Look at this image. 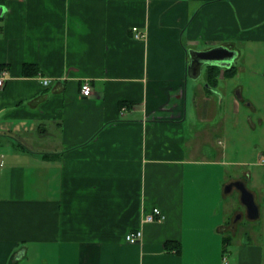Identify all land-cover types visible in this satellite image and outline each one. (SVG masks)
<instances>
[{"label":"crops","instance_id":"1","mask_svg":"<svg viewBox=\"0 0 264 264\" xmlns=\"http://www.w3.org/2000/svg\"><path fill=\"white\" fill-rule=\"evenodd\" d=\"M0 5V264H264L249 234L228 249L223 188L244 181L219 158L229 126L214 149L185 122L190 87L200 122L242 117L264 135V0ZM190 49L209 54L196 77ZM153 207L164 218L143 221Z\"/></svg>","mask_w":264,"mask_h":264},{"label":"rangeland","instance_id":"2","mask_svg":"<svg viewBox=\"0 0 264 264\" xmlns=\"http://www.w3.org/2000/svg\"><path fill=\"white\" fill-rule=\"evenodd\" d=\"M192 97L193 89L189 87L185 122L188 125L187 130L191 140L193 138L198 142L200 140V144L204 146V148H222L224 147L226 136L224 137V134L218 133V131H224L226 127L229 126L228 135L231 141L230 150L228 149L224 156L219 154V158L225 161H237V163L234 162L225 165V173L227 176L241 175L245 181V186L252 192L255 203L259 207V216L256 219H249L246 216L245 206L239 200V191L237 188L232 187L231 190L224 193L222 206L233 210L230 215L235 213L234 217L237 216V214L240 216L235 223H231L232 217H229V220L226 222L228 224L227 235L232 236V241L228 249L231 250L233 247H236L239 241L246 240L245 238L248 234L254 241L264 243V161H260V158L264 159V152L262 156L258 158L261 152L255 151V148L258 147L256 144L257 141L260 146H264V135L259 134V127L253 133H250L245 126L246 121L242 117L237 119H234V117H223L220 120L222 129L217 127V119L213 117H210L206 123L200 122L195 111L192 112L194 109ZM197 132L210 133L200 135L197 134ZM207 135H209L208 138H206ZM203 138H206L205 141ZM217 139H220L221 143L218 144ZM253 161L256 163L249 164ZM232 233H234V235Z\"/></svg>","mask_w":264,"mask_h":264},{"label":"water","instance_id":"3","mask_svg":"<svg viewBox=\"0 0 264 264\" xmlns=\"http://www.w3.org/2000/svg\"><path fill=\"white\" fill-rule=\"evenodd\" d=\"M3 10H4V6L0 5V15L3 12ZM220 51L229 53V51L226 50L224 47H217L211 50L210 53L220 52ZM188 53H189V62H188L187 71L191 77H196L199 74L200 66L204 61L201 60V58L205 59L209 54L206 55V52H197L191 49L188 50ZM232 187L237 188V190L239 191V200L245 206L246 216L249 219H256L259 216V207L255 203L252 192L248 190V188L245 186L244 181L236 180L229 182L224 186V191L225 192L229 191L231 190Z\"/></svg>","mask_w":264,"mask_h":264},{"label":"built area","instance_id":"4","mask_svg":"<svg viewBox=\"0 0 264 264\" xmlns=\"http://www.w3.org/2000/svg\"><path fill=\"white\" fill-rule=\"evenodd\" d=\"M132 30L134 31V37L135 38H140L142 37V34L140 33L139 30H137V28H132ZM7 79V73L5 69L0 70V87L3 86V84L5 83V80ZM51 81L50 78L44 77L41 79L42 84L44 85H48L49 82ZM80 93L84 96H89L92 92V87L88 84L87 81H84L80 84ZM3 162L2 160H0V168L2 167ZM164 218V215L162 214V212L160 211V209L158 207H153L151 212H149L148 214H145L143 221H160ZM142 238V230L141 229H136V230H132L129 231L125 234V240L129 243H136L138 241H140ZM224 264L227 263L226 258H223Z\"/></svg>","mask_w":264,"mask_h":264},{"label":"trees","instance_id":"5","mask_svg":"<svg viewBox=\"0 0 264 264\" xmlns=\"http://www.w3.org/2000/svg\"><path fill=\"white\" fill-rule=\"evenodd\" d=\"M23 70H24V73L25 74H32V73H35V71H36V69L33 68V67H31L30 64H25ZM215 75H216V72L213 71V67L208 68V74H207L208 79L211 78V76L213 78ZM212 85L213 84L211 83V81L208 80V86L206 87V89L212 90L213 89V86ZM226 240L227 239L224 238V246L227 244L226 243ZM166 246H168V245H166Z\"/></svg>","mask_w":264,"mask_h":264},{"label":"flooded vegetation","instance_id":"6","mask_svg":"<svg viewBox=\"0 0 264 264\" xmlns=\"http://www.w3.org/2000/svg\"><path fill=\"white\" fill-rule=\"evenodd\" d=\"M240 216H239V214H237V216H233L232 217V222L231 223H235L237 220H238V218H239ZM234 225V224H233Z\"/></svg>","mask_w":264,"mask_h":264}]
</instances>
